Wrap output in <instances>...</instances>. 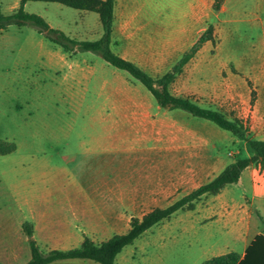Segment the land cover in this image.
I'll return each instance as SVG.
<instances>
[{
    "label": "rangeland",
    "instance_id": "1",
    "mask_svg": "<svg viewBox=\"0 0 264 264\" xmlns=\"http://www.w3.org/2000/svg\"><path fill=\"white\" fill-rule=\"evenodd\" d=\"M19 5L0 0L5 15ZM263 9L255 0H229L224 11L213 10L215 40L196 63L221 64L225 70H215L223 76H264ZM25 11L71 38L95 41L102 34L95 13L46 2H29ZM187 46L175 4L117 1L112 49L123 58L157 77ZM180 87L176 80L172 94L182 96ZM230 137L184 112L160 108L139 82L93 53L71 54L33 27H8L0 32V140L17 148L0 156V264L30 260L27 223L42 253L75 248L84 236L100 243L125 233L132 217L166 208L210 178L217 153L212 143L226 157L234 151L236 159L245 157L244 146H233ZM119 138L122 178L98 176L114 175L112 161L105 160L118 153L110 141ZM213 199L202 197L195 211L173 215L145 234L142 244L152 250L161 245L153 239L191 233L199 211ZM168 252L172 260L184 255L178 244Z\"/></svg>",
    "mask_w": 264,
    "mask_h": 264
},
{
    "label": "crops",
    "instance_id": "2",
    "mask_svg": "<svg viewBox=\"0 0 264 264\" xmlns=\"http://www.w3.org/2000/svg\"><path fill=\"white\" fill-rule=\"evenodd\" d=\"M163 1L136 0L140 4L162 3ZM166 1L176 5L179 34L182 36L183 42L188 45L185 49L187 51L210 24L215 0ZM255 1L264 5V0ZM228 4L229 0H225L221 11H224ZM0 8L3 10L1 6ZM80 13L93 14L92 12L84 11ZM209 43L211 42L205 45ZM201 50L185 66L183 72L176 79L181 85L180 88L183 94L178 97L190 99L202 108L217 110L229 119H238L248 127L251 139L264 140V76L254 78L241 77L228 74L227 71H225L227 73L226 76L218 75L215 69H224L223 65L216 62L196 63V58ZM206 68H213L216 75L210 76L207 74L209 72L205 70ZM204 122L212 124L207 121ZM216 128L218 129V127ZM230 138L233 146H244L246 156H250L246 142L240 141L235 137ZM110 142L118 153L114 154L113 158L106 159L105 162L112 161L113 169L111 171H113L114 175L106 177L103 171H100L98 176L101 174L100 177L119 181L122 178L120 163L122 147L120 138L118 141L112 139ZM100 147L104 149L105 145H100ZM211 147L217 150V153L211 156V165L208 168L211 175L200 186L217 176L238 155L234 151L233 153L236 156H232V158L231 155H228L229 157H226L218 150L217 144L212 143ZM104 155L106 156L105 153ZM62 174L65 177L64 171ZM117 190L115 189V195L118 192ZM211 197H214L213 203L210 204L209 209L199 211L201 214L197 215L198 219L193 221V231L191 233L189 232L176 238L164 237L161 241L153 239L152 243L160 242L161 245L151 250L148 246L142 244V239L155 226L137 239L133 245L124 248L117 256L115 264H202L209 259L228 253H237L243 258L252 241L258 235L264 236V169L259 165L247 167L237 183L227 186L218 195ZM213 218L216 219L214 220ZM200 232L203 233L202 236H194V234ZM177 244L184 251L182 259H169L168 251Z\"/></svg>",
    "mask_w": 264,
    "mask_h": 264
},
{
    "label": "trees",
    "instance_id": "3",
    "mask_svg": "<svg viewBox=\"0 0 264 264\" xmlns=\"http://www.w3.org/2000/svg\"><path fill=\"white\" fill-rule=\"evenodd\" d=\"M224 1L215 0L213 10L219 12ZM29 2L57 3L74 10L95 13L99 16L102 35L95 41L71 38L62 31L50 27L41 16L26 12L25 6ZM115 5L116 0H20L19 8L10 15H5L0 8V32L7 30L10 26L19 28L30 26L65 52L71 54L93 53L109 66L127 73L139 82L151 94L160 108L168 111H181L196 119L210 122L219 129L229 132L238 140L246 142L250 156L235 159L209 182L168 207L156 208L142 218L132 217L127 232L116 234L102 243H96L88 236H84L80 245L75 248L42 253L36 241L33 240L32 226L27 223L24 232L29 239L31 257L26 264H53L72 260L91 261L95 264H115L117 256L124 248L133 245L147 231L169 220L178 212L194 211L202 197L216 196L227 186L237 183L247 167L259 165L264 169V140L251 139L248 127L240 120L229 119L217 110L202 108L190 99L175 96L171 92L172 85L185 66L196 57L206 43L214 42V26L209 24L170 70L160 76L153 77L135 62L127 60L113 51ZM249 84L251 85V83ZM16 148L14 143L0 140V156L11 154ZM202 264H264V236L258 235L252 241L243 258L237 253H228L209 259Z\"/></svg>",
    "mask_w": 264,
    "mask_h": 264
}]
</instances>
